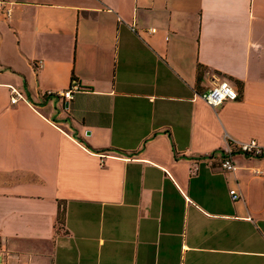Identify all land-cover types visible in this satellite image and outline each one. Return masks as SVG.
Segmentation results:
<instances>
[{
  "label": "crops",
  "instance_id": "obj_1",
  "mask_svg": "<svg viewBox=\"0 0 264 264\" xmlns=\"http://www.w3.org/2000/svg\"><path fill=\"white\" fill-rule=\"evenodd\" d=\"M5 1L0 264H264V0Z\"/></svg>",
  "mask_w": 264,
  "mask_h": 264
},
{
  "label": "built area",
  "instance_id": "obj_2",
  "mask_svg": "<svg viewBox=\"0 0 264 264\" xmlns=\"http://www.w3.org/2000/svg\"><path fill=\"white\" fill-rule=\"evenodd\" d=\"M5 15L7 17L11 14L10 5L6 4L5 0H0V15ZM132 29H135L134 26H131ZM150 31H155V27H150ZM41 59H38L34 62L35 65H40ZM79 85L76 79L72 80V83L69 88L58 93L59 97L63 100H68L72 97L73 91L78 89ZM12 96L11 102H14L19 97H24L22 91L15 87H11ZM50 93V91L48 92ZM237 89L231 84L227 78L213 77V84L206 90L199 93V96L210 106L215 107L226 100H234L238 97ZM226 146L224 149L220 150L219 164L223 169L228 171H234L236 165L232 159L233 150H239L246 154L253 155H264V147L257 142L254 138L247 140H236L230 136L227 132L224 134ZM261 170H256V173H260ZM229 193L233 199H238L241 197L240 191L233 187L229 189Z\"/></svg>",
  "mask_w": 264,
  "mask_h": 264
}]
</instances>
